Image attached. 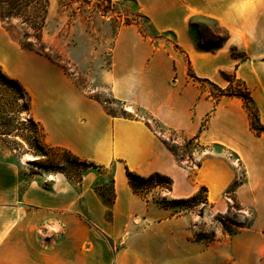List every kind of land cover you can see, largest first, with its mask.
Wrapping results in <instances>:
<instances>
[{
  "label": "crops",
  "instance_id": "crops-1",
  "mask_svg": "<svg viewBox=\"0 0 264 264\" xmlns=\"http://www.w3.org/2000/svg\"><path fill=\"white\" fill-rule=\"evenodd\" d=\"M111 1L135 4L155 34L134 23L119 28L103 73L112 97L140 107L187 140L199 137L203 150L219 146L235 156L245 174L236 195L256 210L253 225L206 244L189 233L185 218L141 199L129 186L126 167L142 177L171 178L173 199L191 198L205 187L208 207L214 204L224 214L230 206L220 198L238 173L202 151L195 155L192 179V169L177 161L150 122L112 117L62 69L1 38L0 30V66L34 94L32 117L49 144L112 167L116 193L107 218L94 172L81 185L62 173L46 174L49 188L31 178L22 190L18 167L0 158V264H261L264 133L251 130L241 99L217 100L201 84L227 89V76L236 78L250 91L264 126V0ZM196 19L214 22L228 35L221 48L203 50ZM234 49L244 58L233 56Z\"/></svg>",
  "mask_w": 264,
  "mask_h": 264
},
{
  "label": "rangeland",
  "instance_id": "rangeland-1",
  "mask_svg": "<svg viewBox=\"0 0 264 264\" xmlns=\"http://www.w3.org/2000/svg\"><path fill=\"white\" fill-rule=\"evenodd\" d=\"M25 1L28 6L25 8L24 16L31 18L34 14H39L45 19L41 42L37 41L38 34L32 29V24L24 23L23 18L2 20L0 17L1 38H9L24 45L31 44L34 50L44 45L46 54L59 58L54 65L59 69L63 68L66 76L85 95L103 104L106 112L128 119H143L150 122L151 128L174 150L177 161L192 169V179L196 174L198 164V161L194 159L195 155L206 151L208 154L211 153V157L223 159L235 166L238 173L237 178L245 182L244 170L240 168L235 156L231 153L219 146H210L203 150L204 147L199 148L197 145L188 144L187 139L180 133L167 129L158 121H153L151 116L140 107L112 97L111 86L104 82L103 73L110 67L111 49L119 28L134 23L140 25L147 34L155 35L149 22L141 18L135 4L132 2L115 4L111 0ZM194 25L203 42L224 38V32L214 22L196 19ZM201 87L207 93L217 94V91L208 83H202ZM24 89L29 98V111L24 112L21 118L26 124L33 121L34 126L30 131L28 129L22 133L29 138L28 143L18 137L6 141L0 139V158L18 167L22 190L31 178L39 180L43 187L49 188L50 183L44 178V175L57 173V168L65 169V167L53 161L55 152L49 144L47 135L41 125L32 117L36 106L35 96L28 88L24 87ZM32 136L36 137L37 146L34 145ZM89 172H94L97 176L95 186L104 191L103 201L108 205L113 199L111 184L113 168H100ZM76 181L77 178L73 180V183ZM227 191L228 189L222 194L221 202L233 206L236 201L237 207L231 209L229 207V210L224 214L218 213L214 204L212 207L203 208L201 204L196 205L197 202L177 208L173 212L187 220L189 233L193 237L198 236L206 244L212 240H222L223 236H229L225 232L224 224L231 226L230 222H232L245 227L250 224L252 227V221L257 214L253 207L244 205L236 193L234 194L230 190L226 194ZM157 198L160 202L173 199L169 194H161L160 190H154L148 196L149 203L158 204L153 200ZM198 200L201 202L206 200L204 191H200ZM190 206L194 207L190 209ZM83 215L92 219L85 210ZM109 216L110 213L107 211V218ZM246 229L243 228L240 232ZM233 230H235L234 227ZM117 247H120L119 244ZM261 264H264V261Z\"/></svg>",
  "mask_w": 264,
  "mask_h": 264
},
{
  "label": "trees",
  "instance_id": "trees-1",
  "mask_svg": "<svg viewBox=\"0 0 264 264\" xmlns=\"http://www.w3.org/2000/svg\"><path fill=\"white\" fill-rule=\"evenodd\" d=\"M31 1L37 2V0H31ZM27 6L28 4L25 0H0V17L2 20L10 19V18H23V20L25 21L24 23L29 24L30 22L32 24V29L37 31L38 34L37 41L41 42V33L44 28L45 19L39 14H34L33 16H31V18H27L26 16H24L25 15L24 13H26L25 8ZM141 18L148 21V19L145 18L143 15H141ZM227 39H228V35L226 34V36L222 40L214 39L208 42H204L202 48L206 52H214L219 48H221L222 45L227 41ZM19 43L23 49L34 52L37 55L46 58L53 64L56 62V60L59 59L57 56L56 58H54L52 55L46 54L44 52L45 51L44 45H41L40 48L34 50L31 44L24 45L21 42ZM233 56H235L236 58H244V56L238 54L235 49L233 50ZM62 70L65 72L63 68ZM227 78L230 79V86L227 89H222L216 86L215 84L207 82L217 91L216 95H213L211 93V96L217 100H220L221 98L224 97H235L241 99L249 114L251 130L256 135L258 136L261 135L262 133H264V126L260 122L259 110L256 104L254 103L250 91L242 82L236 80V78L231 76H227ZM27 111H29V98L23 85L18 80L9 77L2 70L0 66V139L1 140L6 141V140H11V138L13 137L14 138L18 137L22 141L28 143L29 138L22 135V133L24 131H28V129L30 131L31 128L34 126V122L31 121L29 124H26L24 121H22L21 115ZM108 114L111 115L112 117L125 118L122 116H116L112 113H108ZM32 138L34 145L37 146L36 137L32 136ZM186 141L188 144L197 145L199 146V148H203V146L199 142V137H195ZM14 142L16 141L14 140ZM163 143L176 156L174 150L170 147V145L167 144L165 141H163ZM52 149L55 152L53 161L57 162L60 166L65 167V169L57 168L58 170L57 173L64 174L71 181L77 178V181L75 182L77 185L82 184L83 177L87 172L92 170H99L100 168H103L102 166H99L93 161L81 159L80 157L76 156L71 151L65 148L52 147ZM70 172L73 173L70 174ZM126 176L132 191L147 203L150 202L148 196L154 190H160L161 194L163 193L170 194L172 192L173 180L165 175L154 173L149 176L142 177L132 172L128 167H126ZM243 183H244L243 180H240L239 178L235 179L234 182L231 184V186L228 188L226 194L229 193L230 190L235 194L236 190ZM111 184L113 190V199L108 205L105 204L108 207L110 214L112 212L111 209L113 207L116 198L114 177H112L111 179ZM201 190L204 191L206 194V200L204 202L198 200L200 197ZM95 191L102 198H105V194L102 189L95 186ZM200 191L196 195L188 199H168V200L166 199V200H162L161 202L159 201L158 198L153 200H155V202L158 203L162 208L171 209V210L182 208L184 206H189L195 202H197L196 205L201 204L203 208H206L210 205L208 200V189L202 187ZM234 202H235L234 205L230 206V209L237 207L236 201ZM194 206H190L189 208L192 209V207ZM238 207L240 206L238 205ZM253 222L254 219L252 223ZM230 224L231 226H226L224 224L225 232H227L229 236L238 234L240 230L243 228L251 227L250 224L246 227L232 222H230ZM233 227L235 228V230H233Z\"/></svg>",
  "mask_w": 264,
  "mask_h": 264
}]
</instances>
